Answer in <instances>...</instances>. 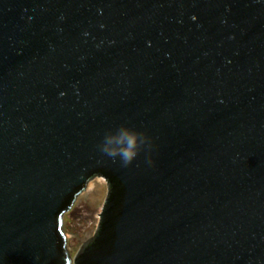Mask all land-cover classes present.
Instances as JSON below:
<instances>
[{"label":"water","instance_id":"obj_1","mask_svg":"<svg viewBox=\"0 0 264 264\" xmlns=\"http://www.w3.org/2000/svg\"><path fill=\"white\" fill-rule=\"evenodd\" d=\"M0 264H264V0H0Z\"/></svg>","mask_w":264,"mask_h":264},{"label":"rangeland","instance_id":"obj_2","mask_svg":"<svg viewBox=\"0 0 264 264\" xmlns=\"http://www.w3.org/2000/svg\"><path fill=\"white\" fill-rule=\"evenodd\" d=\"M107 196V184L103 178L94 177L74 199L70 209L62 215L61 231L72 259L80 248L90 241L98 230L99 214Z\"/></svg>","mask_w":264,"mask_h":264},{"label":"clouds","instance_id":"obj_3","mask_svg":"<svg viewBox=\"0 0 264 264\" xmlns=\"http://www.w3.org/2000/svg\"><path fill=\"white\" fill-rule=\"evenodd\" d=\"M145 146L146 138L143 133L122 125L114 131L105 133L98 150L110 159H118L121 166H127ZM146 162L151 163V161Z\"/></svg>","mask_w":264,"mask_h":264}]
</instances>
